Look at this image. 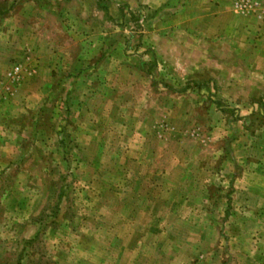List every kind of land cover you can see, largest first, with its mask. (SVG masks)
Instances as JSON below:
<instances>
[{"label":"rangeland","instance_id":"obj_1","mask_svg":"<svg viewBox=\"0 0 264 264\" xmlns=\"http://www.w3.org/2000/svg\"><path fill=\"white\" fill-rule=\"evenodd\" d=\"M231 1L0 0V264H264L263 32Z\"/></svg>","mask_w":264,"mask_h":264},{"label":"crops","instance_id":"obj_2","mask_svg":"<svg viewBox=\"0 0 264 264\" xmlns=\"http://www.w3.org/2000/svg\"><path fill=\"white\" fill-rule=\"evenodd\" d=\"M235 2L236 0H232L231 1V7L228 9V15L233 14L234 16H237L241 19H243L244 21H252V22H248L249 27L247 29H249L250 33L254 32V30H259L260 35L263 34L262 39H259V41H263L264 42V18L262 17V14L264 13L263 11L260 12V10L264 9V7L261 6L260 4V0H252V7L250 9H246V10H238L237 8H235ZM231 27V25H229L228 23V28L227 30H229V28ZM252 39V38H251Z\"/></svg>","mask_w":264,"mask_h":264},{"label":"built area","instance_id":"obj_3","mask_svg":"<svg viewBox=\"0 0 264 264\" xmlns=\"http://www.w3.org/2000/svg\"><path fill=\"white\" fill-rule=\"evenodd\" d=\"M251 7H252L251 0H241L240 8H243L242 10L250 9ZM262 17L264 18V13L262 14Z\"/></svg>","mask_w":264,"mask_h":264}]
</instances>
